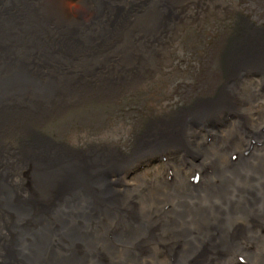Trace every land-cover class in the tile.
Returning <instances> with one entry per match:
<instances>
[{
	"label": "bare ground",
	"instance_id": "6f19581e",
	"mask_svg": "<svg viewBox=\"0 0 264 264\" xmlns=\"http://www.w3.org/2000/svg\"><path fill=\"white\" fill-rule=\"evenodd\" d=\"M223 4L0 0V264H264V30ZM222 9L223 82L189 112H67L137 89L181 20ZM66 113L101 143L52 142Z\"/></svg>",
	"mask_w": 264,
	"mask_h": 264
},
{
	"label": "rangeland",
	"instance_id": "374dc122",
	"mask_svg": "<svg viewBox=\"0 0 264 264\" xmlns=\"http://www.w3.org/2000/svg\"><path fill=\"white\" fill-rule=\"evenodd\" d=\"M220 1L243 10L248 15L247 18L251 24L253 23L252 25H257L264 30V0ZM235 23L236 18L232 15L226 16L224 10L221 12L213 11L203 17L191 15L189 19L181 20L182 27L175 31L179 38L173 45H166L169 46L167 49L171 50L168 53L170 63H167L156 74L152 73V70L142 72L138 78L140 82H137L139 87L128 89L126 94L118 96L115 100L94 103L93 106L83 104L75 110L67 112H97L99 116L104 117L106 115L107 117L100 123H112L111 128L118 127V129L121 123H125L122 126L123 129H132L140 120L146 121L151 113L155 115L179 110L189 112L190 108H195V106L191 107L190 104L196 96H209L210 93L216 91V86L222 84L223 77L217 64L218 53L216 51L219 52V47L222 48L226 38L232 33ZM0 63L7 62L3 59ZM251 84L254 87L250 88L255 90L259 87L260 80ZM243 97L244 95L240 98L243 99ZM252 102L249 101L248 104H252ZM259 103L262 104L261 101ZM253 112H264V105ZM63 118V122L53 124L47 130L51 137L55 136L52 142L68 139L70 142L72 141L73 146L80 143H101L102 140L96 136L98 128H94L91 124L83 121L73 120V115H67ZM115 122L118 125H113ZM41 131H45L47 135L46 130L42 128ZM238 133H243V131L238 130ZM8 142L14 145V140L10 139ZM157 159L150 164L142 163L140 165L142 169L139 170V173L159 169L160 167L157 168Z\"/></svg>",
	"mask_w": 264,
	"mask_h": 264
}]
</instances>
